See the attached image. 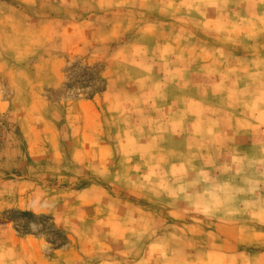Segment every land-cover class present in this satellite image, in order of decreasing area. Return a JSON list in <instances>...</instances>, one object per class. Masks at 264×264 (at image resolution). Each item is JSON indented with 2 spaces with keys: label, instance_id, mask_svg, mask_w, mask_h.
Masks as SVG:
<instances>
[{
  "label": "rangeland",
  "instance_id": "374dc122",
  "mask_svg": "<svg viewBox=\"0 0 264 264\" xmlns=\"http://www.w3.org/2000/svg\"><path fill=\"white\" fill-rule=\"evenodd\" d=\"M0 264H264V0H0Z\"/></svg>",
  "mask_w": 264,
  "mask_h": 264
},
{
  "label": "clouds",
  "instance_id": "9594fccd",
  "mask_svg": "<svg viewBox=\"0 0 264 264\" xmlns=\"http://www.w3.org/2000/svg\"><path fill=\"white\" fill-rule=\"evenodd\" d=\"M54 203H49L48 201H44V202H39L37 200H31L29 202L28 207L31 208H36V207H42V208H51L54 207ZM36 215H39L40 213H35ZM29 227L33 230V231H38L39 228L41 227L40 225L36 224V223H31L29 225Z\"/></svg>",
  "mask_w": 264,
  "mask_h": 264
}]
</instances>
